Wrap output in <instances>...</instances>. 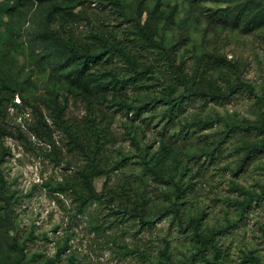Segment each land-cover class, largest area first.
I'll list each match as a JSON object with an SVG mask.
<instances>
[{"label": "rangeland", "instance_id": "obj_1", "mask_svg": "<svg viewBox=\"0 0 264 264\" xmlns=\"http://www.w3.org/2000/svg\"><path fill=\"white\" fill-rule=\"evenodd\" d=\"M5 1L0 0V98L5 104L0 109V264H70L71 259L74 264H158L165 247L172 262L188 261L195 249L188 221L201 212L200 233L210 237L213 229L220 230L212 242L220 247L225 264H250L245 262L249 250L264 264V194L243 212L237 207L246 197L238 189L260 193L264 185V145L243 162L246 146L264 139V25L245 31L207 16L219 8L236 13L249 4L248 11L258 13L264 0H161L151 18L152 35L144 41L139 21L144 22L157 0L143 1L141 9L146 10L139 16L134 12L137 0L66 4L73 16L53 8L63 5L56 0L22 7L24 22L4 11ZM42 28L77 42L88 41L92 33L107 35L141 53L140 62L153 64L155 70L143 87L124 90L132 107L148 103L141 114L135 117L113 106L112 93L105 99L97 88L85 93L63 84L37 38ZM155 41L173 45L174 65H182L189 84L204 92L186 97L171 125H165L164 102L151 98H163L166 84L174 86L176 96L188 93ZM238 82L251 85V91L231 94L230 84ZM52 83L66 104L65 119L82 120L89 100L96 110L113 112L104 150L112 169L108 178L102 175L93 183L102 200L82 213L75 212L73 196L54 191L85 158L69 150L67 135L50 117ZM221 92L227 96L220 97ZM210 117L221 121L202 130L191 126L194 118ZM245 123L251 126L238 128ZM229 127L236 130L220 144L215 159L205 157L202 150L215 145ZM163 145L166 156L156 155ZM144 156L153 171L142 163ZM178 184L187 189L180 201L169 198ZM173 201L179 204L182 226L169 210ZM136 206L147 224L132 214ZM14 240L22 257L12 246ZM206 257L213 259L209 248ZM195 264L206 263L200 257Z\"/></svg>", "mask_w": 264, "mask_h": 264}, {"label": "trees", "instance_id": "obj_2", "mask_svg": "<svg viewBox=\"0 0 264 264\" xmlns=\"http://www.w3.org/2000/svg\"><path fill=\"white\" fill-rule=\"evenodd\" d=\"M55 2L56 0H6L4 11L12 17L14 20L23 22L25 21V15L21 16L20 12L24 8L32 7L36 4ZM63 3V5H54L53 8L58 7L65 11L66 15L73 16L71 10L67 6L70 3L79 4L83 0H58ZM143 1L137 0L135 4V11L137 15H141V11L146 10L142 8ZM161 0H157L152 9H148L145 12V20L142 24L139 21V28L143 30V41L148 39L152 35L153 25L151 24V18H154L158 11V3ZM196 4H202L210 0H191ZM53 2V3H54ZM247 3H252V0H249ZM67 4V5H66ZM248 6H243L242 9L238 10L236 13H231L226 8H219L213 11H209L207 16L212 17L214 20L220 19L222 21L232 24L234 27L240 28L241 26L245 31H251L256 27L264 25V12L261 7L260 12L251 13L248 11ZM53 8L48 9L45 13V17L48 18ZM141 12V13H140ZM166 17V16H165ZM168 19V17H166ZM170 20V19H168ZM156 22V21H155ZM157 23V22H156ZM37 38L39 41L44 43L46 54L52 57L53 67L55 70H58L57 73L61 77V82L73 88L74 90L83 91L90 89V87L97 88L101 92L105 99L107 93H112L110 100L112 105L116 106L118 109H123L125 112H134V116H139L141 111L147 106L148 103H141L136 107H132L131 104L125 99L127 87L141 88L144 85L145 80L147 79L149 73H152L155 70L153 64L142 63L139 60L141 53H133L127 50L125 45H122L119 41H112L107 38V35H98L91 34L89 40L86 42H77L73 38H65L61 36L58 30H51L48 28H42L36 32ZM141 41V42H143ZM150 42H153L151 40ZM144 43V42H143ZM157 47L161 49L162 52L166 55L170 66L175 70L174 75L182 85L185 86L188 95H175L174 86L172 84H166L168 92L164 94L163 98L158 100V98H151L154 101H162L165 104V109L163 111V116L167 120L165 125H171L174 123V119L177 116V113L180 110V105L183 103L186 97L193 95H203L204 92L199 88L193 87L189 84V81L185 74H183L182 65H174L172 57V48L173 45H161L160 42L155 41ZM140 45H143L142 43ZM125 60L127 64L119 65L120 62ZM143 83V84H142ZM10 86L9 84H6ZM55 84L52 83V92L49 96L48 106L50 109V117L68 137L67 146L70 151H77L84 156V164L81 168L70 175L62 183H58L54 188V191L59 192V194H70L78 202L76 208V213H82L85 208H87L92 203H99L102 200V194L97 193L94 190L93 183L96 178L104 175L108 178V175L112 169L111 166L107 163L106 156H104L105 143L111 138V113L108 110H96L93 108L91 101L86 107V113L83 116L82 120L73 121L65 119L64 111L66 104H63L59 94L56 93L54 88ZM247 88L251 91L252 86L238 82L236 86L230 84L229 91L231 94L238 92L239 89ZM10 89L7 90L11 94ZM228 91V92H229ZM86 93V92H85ZM220 97L224 98L226 93L221 92ZM219 96V95H216ZM4 100L0 98V109L4 108ZM221 121V118H208L206 120L194 118L191 122V126L196 127L199 130L205 129L214 125L215 123ZM251 124L245 123L244 125L238 127L241 130L249 128ZM260 128L264 131V118L260 123ZM236 127H229L222 134L221 138L217 140L215 145L210 148L202 150V154L210 160H214L216 157L215 152L220 148V144L226 139L230 132H234ZM3 126L0 122V140L2 139ZM264 145V139L248 144L245 148V156L243 162L246 163L248 159L252 157L254 151ZM166 146H161L160 150L156 155L166 156L165 155ZM127 157H124L126 159ZM120 163V162H118ZM142 163L149 170L153 171V166L150 164L149 160L142 158ZM106 186L105 184L103 187ZM263 190L260 193H254L248 189L240 188L238 191L242 192L246 197L242 202L237 203L238 210L243 212L247 207L251 206L253 200L261 199L264 194V185L262 186ZM110 189V188H109ZM108 189V190H109ZM175 192L169 198H173L177 201H180L185 198L187 189L183 186L175 185ZM110 192V190H109ZM108 192V193H109ZM127 206H124V209H127ZM134 207L132 209V214L136 215L141 224H147V220H142V213ZM169 210L172 213V218L181 222L179 204L173 201ZM203 212L198 215V217H193L189 219V223L193 227V232L195 236L194 251L189 255L190 260L179 261L178 263L172 262L166 247L160 250L161 260L158 264H195V261H200V257H203V262L206 264H225L222 261L220 247L212 242L214 237L217 234H220L219 229H213L208 237L206 234L200 233L201 220L203 218ZM182 226V224L180 223ZM186 228V227H185ZM184 229V228H183ZM16 240L13 241L12 246L16 248L19 253V256H23V250L20 245L17 244ZM66 245L63 246L62 251L65 250ZM208 248L213 252V259L210 261L206 257V252ZM246 263L250 264H260L258 256H256L253 251L249 250L246 254ZM24 264H31L30 262ZM70 264H74V261L71 259Z\"/></svg>", "mask_w": 264, "mask_h": 264}]
</instances>
